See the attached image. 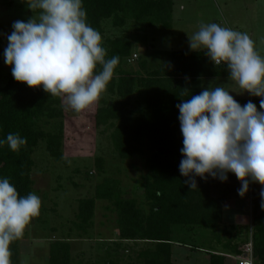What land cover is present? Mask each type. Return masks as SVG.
Here are the masks:
<instances>
[{"label": "trees", "instance_id": "1", "mask_svg": "<svg viewBox=\"0 0 264 264\" xmlns=\"http://www.w3.org/2000/svg\"><path fill=\"white\" fill-rule=\"evenodd\" d=\"M174 4L175 0H83L88 24L102 35L106 58L119 56L113 79L106 88L111 96L118 98L110 102L101 96L95 125L112 128L111 132H103L109 133L115 154L121 160L140 159L148 170L141 183L145 186V205L149 209L140 206L135 199L117 195L109 179L97 186L94 196L77 200L80 223L77 227L85 229L91 223L98 200L110 199L118 213L120 238L150 243L137 259L129 262L110 259L106 264H179L174 260L175 247L179 244L209 254V264H240L237 256L245 253L242 248L248 244L241 246L221 241L222 235L228 233L221 228L226 202L238 192L235 186L241 187L235 174L230 173L227 182L197 177L199 189L191 190L184 184L188 178L179 171L183 135L176 105L199 94L205 79L228 78L226 66L215 67L204 51L180 50L171 53V62L167 66L143 75L124 67L126 59L134 54L131 34L105 37L107 22L123 29L133 21L140 24L143 32L155 27L170 29ZM142 67L148 69L147 60L142 62ZM186 77H190V81ZM234 98L242 105L252 100L259 109L260 97ZM137 100L142 108L132 111L135 108L132 104ZM62 105L59 97L50 96L42 88L16 81L12 72L7 83L0 87V138L19 133L28 141L18 152H13L7 143L0 145V178H8L20 196L33 193L34 155L41 142H45L51 156L63 160V136L51 128L67 116ZM96 165L99 172L105 171L103 157L96 159ZM252 185L259 191L252 200L255 224L252 254L256 264H264V209L260 206L259 195L262 186L259 183ZM32 224L33 220L29 227ZM29 227L24 236L11 245L12 264L22 263L25 251H21V243L28 238ZM207 230L212 234L209 238L211 247L203 240V237L207 238L209 243ZM213 238L227 252L215 249ZM70 248L67 241L53 242L49 264H72Z\"/></svg>", "mask_w": 264, "mask_h": 264}, {"label": "clouds", "instance_id": "2", "mask_svg": "<svg viewBox=\"0 0 264 264\" xmlns=\"http://www.w3.org/2000/svg\"><path fill=\"white\" fill-rule=\"evenodd\" d=\"M21 2L33 15L27 21H14L10 34H0L7 40L3 56L12 76L59 97L76 113L89 109L113 79L119 56L106 58L102 35L88 24L83 0ZM188 36L190 50L203 49L215 67L225 65L228 79L243 91L210 83L176 105L183 135L179 171L188 178L184 184L195 190L197 177L227 182L232 173L241 182L237 191L242 198L251 184L262 186L264 209V56L249 34L218 23L201 24ZM232 92L260 97L259 109L252 100L242 105ZM5 143L18 152L28 141L19 133H9L0 138V145ZM41 207L38 195L20 196L8 178H0V264H12V243L24 236ZM237 260L252 264L253 254L244 253Z\"/></svg>", "mask_w": 264, "mask_h": 264}, {"label": "rangeland", "instance_id": "3", "mask_svg": "<svg viewBox=\"0 0 264 264\" xmlns=\"http://www.w3.org/2000/svg\"><path fill=\"white\" fill-rule=\"evenodd\" d=\"M174 5L170 29L155 27L143 32L139 28L140 24L133 21H129L123 29L113 26L111 22L105 24V37L131 34L134 54L126 59L125 69L147 75L149 71L167 66L171 62L173 51H192L189 48L188 34H195L201 24L207 23H218L249 34L257 51L264 56V0H175ZM31 15L32 11L21 0H0V34H10L14 21H27ZM6 45V38L0 35V87L7 83L11 75V66L4 63L3 52ZM199 51L205 52L203 49ZM144 60H147L148 65L145 70L142 67ZM210 83L212 87L243 91L228 78L205 79L203 88ZM231 94L234 97L254 98L247 92L243 95L236 92ZM102 96L110 102L118 98L107 91ZM139 101L132 104L135 106L132 111L142 108ZM100 104L98 101L94 108L91 106L76 113L63 103L67 116L51 127L53 132L63 136L62 161L50 155L45 142H41L36 148V166L32 174L33 193L40 197L42 207L41 214L33 218L28 238L21 243V251H25L21 264H49L51 245L58 240L69 242L72 264H106L110 259L129 262L137 259L150 244L144 240L120 238L118 213L114 201L110 199L98 200L91 223L85 229L77 227L80 224L77 200L94 196L97 186L108 179L115 186L117 195L135 199L140 206L149 209L145 205V186L141 183L148 170L140 159L123 161L115 154L109 133L103 132H111L112 128L95 125L96 109ZM99 156L105 159V171L102 173L96 165ZM233 183L236 182L233 180ZM235 189L238 190L237 186ZM256 192H259L258 189L251 184L245 197L239 196L238 192L236 195L233 193L234 197L226 202L225 219L221 228L228 233L222 235L223 243L231 242L241 246L252 243L255 225L252 200ZM206 235L209 243L207 238L203 237V240L211 247L212 234L207 230ZM213 239L215 249L226 251L217 243V239ZM175 252L174 260L179 264H209V254L194 251L191 247L179 244L176 245ZM239 257L241 256H237ZM253 262L256 264L254 259Z\"/></svg>", "mask_w": 264, "mask_h": 264}, {"label": "built area", "instance_id": "4", "mask_svg": "<svg viewBox=\"0 0 264 264\" xmlns=\"http://www.w3.org/2000/svg\"><path fill=\"white\" fill-rule=\"evenodd\" d=\"M253 248H252V244L250 243V244H247V245H245L244 247H243V250H244V252L245 253H252V250Z\"/></svg>", "mask_w": 264, "mask_h": 264}]
</instances>
